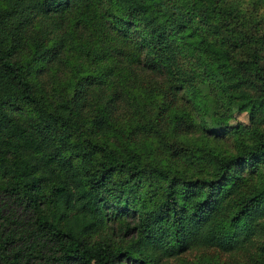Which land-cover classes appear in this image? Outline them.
I'll return each mask as SVG.
<instances>
[{
    "label": "trees",
    "instance_id": "trees-1",
    "mask_svg": "<svg viewBox=\"0 0 264 264\" xmlns=\"http://www.w3.org/2000/svg\"><path fill=\"white\" fill-rule=\"evenodd\" d=\"M240 18L229 0H0V264H164L206 247L264 264V22ZM202 84L216 122L195 104ZM188 128L234 133L232 150L172 133Z\"/></svg>",
    "mask_w": 264,
    "mask_h": 264
},
{
    "label": "rangeland",
    "instance_id": "rangeland-1",
    "mask_svg": "<svg viewBox=\"0 0 264 264\" xmlns=\"http://www.w3.org/2000/svg\"><path fill=\"white\" fill-rule=\"evenodd\" d=\"M229 3H231V5L239 11V14L241 16L244 14L243 19H244V25L246 27H250V28L253 27L256 30V27L254 26L253 22H248L245 20L250 14H252V16H255V17L256 16L260 17L259 22H262V23L264 22V3L262 1L260 0H229ZM203 22L204 21L202 19L195 20L193 25L199 31L201 30L203 34L211 33L207 25L204 24ZM212 49L218 54L219 57H221L222 51L220 48L215 47ZM231 56L234 58L233 55ZM184 66L186 65L184 64ZM139 76L144 79L143 81L145 83L150 84V88H152L154 84L157 82V80L156 81L152 80L151 82H148L147 77H145L143 74ZM202 86H204L205 88L203 87H199V88H200V95L203 97H200L198 100H196L195 104L200 110L204 111L203 118L205 119H210V118L212 119V117L217 118V116L221 112V111L219 112L217 111L220 101L217 100V95L210 88V86H208V88L203 84ZM118 98L124 99L123 100L124 102H121L120 99L116 100L117 102L116 114L120 113L119 121L121 124H123L124 122L125 124L128 123L127 126H129V123H132L133 120H130V116L128 114V108L125 107L128 105L127 103L128 99L126 97H122V98L118 97ZM176 104H177V108L179 109H184V108L189 107L188 103L183 98L181 99L178 98V101H176ZM212 121L216 122L214 119H212ZM225 124L227 128L239 130L242 132V130L240 129L242 127L244 129L245 127L248 126L249 123H248L245 113L233 112L225 119ZM188 130H191L193 132L187 133V132L181 131L180 133H178L172 130V133L177 135L178 138H181L182 139L181 141L189 143V144L195 143L197 141L208 140L207 138L209 137V135L205 133L204 131H198V130L195 131L194 128H188ZM167 132L171 134L170 127H168ZM243 136L245 137V135ZM208 141L209 142L213 141V143L218 144L223 149L225 148L228 150H232V145L234 143V133L232 134L230 132V133L223 134L222 136L218 138V141L213 140L212 137ZM93 238L96 239L97 236ZM250 256L251 255L248 250L245 252L239 250L238 252L227 253V252H222L213 247L212 248L206 247V248L188 249L176 256H171V257H168L167 259H163V261H164V264H197L200 261H210V262H215L216 264H247V260Z\"/></svg>",
    "mask_w": 264,
    "mask_h": 264
}]
</instances>
